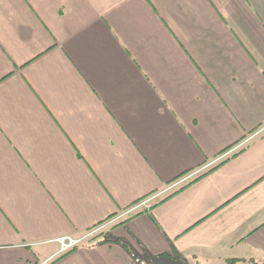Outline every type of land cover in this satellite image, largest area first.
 Masks as SVG:
<instances>
[{"label": "crops", "instance_id": "0c3cea01", "mask_svg": "<svg viewBox=\"0 0 264 264\" xmlns=\"http://www.w3.org/2000/svg\"><path fill=\"white\" fill-rule=\"evenodd\" d=\"M228 260L264 263V0H0V264Z\"/></svg>", "mask_w": 264, "mask_h": 264}, {"label": "built area", "instance_id": "2783aa9c", "mask_svg": "<svg viewBox=\"0 0 264 264\" xmlns=\"http://www.w3.org/2000/svg\"><path fill=\"white\" fill-rule=\"evenodd\" d=\"M251 139H252V137H250V138L244 140L243 142L237 144L236 146L232 147L230 150L226 151L225 153L220 155L218 158H216L208 166L202 168V170L209 167L210 165H213L215 163L223 161L224 159L232 156L233 154H235L236 152L241 150V148ZM199 172L200 171H196V172H193L191 174H188V175L178 179L176 182L172 183L171 185H169L164 191L159 192V193H155V194H151L150 196L143 198L142 200H140L139 202H137L136 204H134L133 206H131L127 210L117 214V216L115 218H113L112 220H110L107 224L96 228L95 232L106 227L107 225H111L113 223H116L117 221H119V220H121L127 216H130L132 214H135L137 212H147V211L151 210L153 205L160 199L161 195L166 194V193L178 188L179 186L186 184L189 180L193 179L196 175H198ZM56 242L60 245V252L70 250V249L75 248V247L80 245V240L72 239L69 237L68 238H60Z\"/></svg>", "mask_w": 264, "mask_h": 264}, {"label": "rangeland", "instance_id": "374dc122", "mask_svg": "<svg viewBox=\"0 0 264 264\" xmlns=\"http://www.w3.org/2000/svg\"><path fill=\"white\" fill-rule=\"evenodd\" d=\"M112 226L113 225L107 226L104 229H100V230L95 232L96 227H98V226H96L95 228H93V229H91V230H89V231H87V232H85V233H83V234H81L75 238H72V239L80 240V245H88L91 242H93V240L90 241L91 239H94V238L97 239L98 238V240H99L101 237V234L103 232L107 231Z\"/></svg>", "mask_w": 264, "mask_h": 264}, {"label": "trees", "instance_id": "16d2710c", "mask_svg": "<svg viewBox=\"0 0 264 264\" xmlns=\"http://www.w3.org/2000/svg\"><path fill=\"white\" fill-rule=\"evenodd\" d=\"M224 162H225V161H224ZM222 163H223V162H222ZM222 163H220V164H218V165H221ZM218 165H217V166H218ZM215 168H216V167L210 169V170L207 171L206 173L212 171V170L215 169ZM206 173H204V174L198 176V177L195 178L194 180L190 181L188 184H190V183L194 182L195 180L199 179L200 177L204 176ZM188 184H186L185 186H187ZM185 186H183L182 188H184ZM182 188H180L179 191H180ZM176 192H178V190H177ZM176 192H174L173 194H175ZM173 194H171V195H173ZM171 195H170V196H171ZM92 240H93V242H94V245H98V244H100V243H102V242L105 241V240H98V238H97V239H96V238L91 239L90 241H92ZM93 242H91V244H93ZM121 245H122V246H123L128 252H129V249L127 248V246H126L125 244L121 243ZM226 262H227V264H236V263H237L236 261H230V260H228V261H226ZM261 264H264V263H261Z\"/></svg>", "mask_w": 264, "mask_h": 264}]
</instances>
